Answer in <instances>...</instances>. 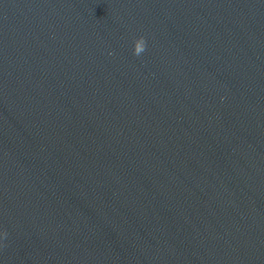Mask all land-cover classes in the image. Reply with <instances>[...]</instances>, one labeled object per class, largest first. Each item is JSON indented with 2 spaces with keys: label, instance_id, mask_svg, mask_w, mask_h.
Returning <instances> with one entry per match:
<instances>
[{
  "label": "water",
  "instance_id": "obj_1",
  "mask_svg": "<svg viewBox=\"0 0 264 264\" xmlns=\"http://www.w3.org/2000/svg\"><path fill=\"white\" fill-rule=\"evenodd\" d=\"M0 264H264V0H0Z\"/></svg>",
  "mask_w": 264,
  "mask_h": 264
},
{
  "label": "clouds",
  "instance_id": "obj_2",
  "mask_svg": "<svg viewBox=\"0 0 264 264\" xmlns=\"http://www.w3.org/2000/svg\"><path fill=\"white\" fill-rule=\"evenodd\" d=\"M146 49V41L144 40L143 37L139 38L134 47V54L139 56L141 55Z\"/></svg>",
  "mask_w": 264,
  "mask_h": 264
}]
</instances>
